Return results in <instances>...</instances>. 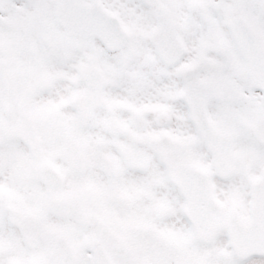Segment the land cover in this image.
Returning a JSON list of instances; mask_svg holds the SVG:
<instances>
[{"label": "snow or ice", "instance_id": "1", "mask_svg": "<svg viewBox=\"0 0 264 264\" xmlns=\"http://www.w3.org/2000/svg\"><path fill=\"white\" fill-rule=\"evenodd\" d=\"M0 264H264V0H0Z\"/></svg>", "mask_w": 264, "mask_h": 264}]
</instances>
